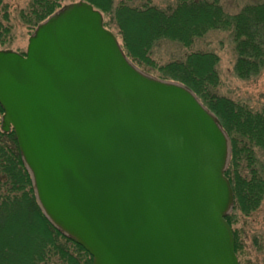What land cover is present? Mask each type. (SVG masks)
<instances>
[{
  "label": "water",
  "instance_id": "95a60500",
  "mask_svg": "<svg viewBox=\"0 0 264 264\" xmlns=\"http://www.w3.org/2000/svg\"><path fill=\"white\" fill-rule=\"evenodd\" d=\"M0 105L41 208L93 264H238L220 121L131 62L91 3L0 49Z\"/></svg>",
  "mask_w": 264,
  "mask_h": 264
},
{
  "label": "trees",
  "instance_id": "16d2710c",
  "mask_svg": "<svg viewBox=\"0 0 264 264\" xmlns=\"http://www.w3.org/2000/svg\"><path fill=\"white\" fill-rule=\"evenodd\" d=\"M84 1L99 9L105 27L104 15L111 14L121 48L131 62L162 80L185 85L220 121L230 142L224 175L233 193L225 220L232 229L238 264H244L240 231L233 225L238 213L251 215L264 197V160L256 155V151L264 153V106L252 110L217 93L219 58L214 52L193 50L163 64L152 58V52L160 40L189 48L209 31H229L236 54L235 75L242 80L256 78L264 70V0L233 14L216 0H176L165 10L148 3L132 6L121 1L113 7L112 0ZM60 8L59 0H30L19 18L31 34ZM12 41L7 3L0 0V49H12ZM3 113L0 105V264H92L91 254L62 233L41 208L14 131L2 128Z\"/></svg>",
  "mask_w": 264,
  "mask_h": 264
},
{
  "label": "rangeland",
  "instance_id": "374dc122",
  "mask_svg": "<svg viewBox=\"0 0 264 264\" xmlns=\"http://www.w3.org/2000/svg\"><path fill=\"white\" fill-rule=\"evenodd\" d=\"M29 1L5 0L9 12L10 25L12 27L13 41L11 43V50L25 52L29 36L32 34H30L29 28L19 18L20 11L28 8ZM59 1L61 7H63L81 0ZM121 1H126V3L132 6L143 5L144 3L153 4L164 10L176 4V0H112V6H117ZM216 1L226 13L233 14L256 0ZM104 18L107 24L106 28L115 34L119 43L122 45V38L116 21L112 20L110 13L105 14ZM193 50L211 51L218 55L219 62L217 63L216 70L219 76V85L217 87V93L219 95L226 96L239 103L242 102L252 110H261L264 106V70L258 77L250 80H242L235 75L233 67L236 54L232 35L229 31H209L202 38L196 39L189 48L183 47L172 40H160L153 49L152 58L159 64H163L173 59H182L189 51ZM138 68L144 71L141 66ZM145 73L158 78L154 73ZM256 155L264 160V153L256 151ZM233 226L240 231V239L243 246L241 258L244 264H264V197L259 208L251 215L243 216L238 213Z\"/></svg>",
  "mask_w": 264,
  "mask_h": 264
}]
</instances>
